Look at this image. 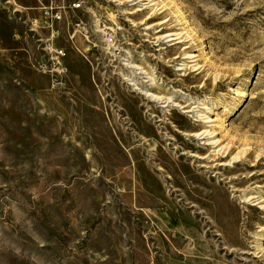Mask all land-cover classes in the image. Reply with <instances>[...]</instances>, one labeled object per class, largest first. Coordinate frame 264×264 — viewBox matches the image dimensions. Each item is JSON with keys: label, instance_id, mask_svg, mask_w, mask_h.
Returning <instances> with one entry per match:
<instances>
[{"label": "rangeland", "instance_id": "374dc122", "mask_svg": "<svg viewBox=\"0 0 264 264\" xmlns=\"http://www.w3.org/2000/svg\"><path fill=\"white\" fill-rule=\"evenodd\" d=\"M0 264H264V0H0Z\"/></svg>", "mask_w": 264, "mask_h": 264}, {"label": "bare ground", "instance_id": "6f19581e", "mask_svg": "<svg viewBox=\"0 0 264 264\" xmlns=\"http://www.w3.org/2000/svg\"><path fill=\"white\" fill-rule=\"evenodd\" d=\"M127 1H134V0H127ZM149 1H151V0H149ZM132 4H135V3H132ZM155 5V3H150L146 8H150V7H152V6H154ZM139 11V10H138ZM154 12H156V11H154ZM129 13H131V12H129ZM163 22V21H162ZM172 35H174V36H176L175 38H172V39H175V42L174 43H181V42H183L181 39H180V37L178 36L179 34H175V33H171V34H166V35H164V36H160V37H158V39L160 38V39H164V38H166V37H171ZM170 41H172V40H170ZM185 48H187V47H185ZM196 55L195 54H192V53H186L185 55H184V59H187V58H193V57H195ZM129 67H132V68H134L135 70H139L140 72H142L143 70H142V68H140L139 66H136V65H132V64H129ZM190 67H192L191 69H193L192 71H196V70H198V68H193L194 67V65H191ZM179 69V68H178ZM149 78V80L150 81H153V78L151 77V76H149L148 77ZM148 96H150L151 97V99H153V100H160V99H162L163 97H161V96H155L154 94H150V93H148ZM167 99H169V98H167ZM205 105V104H204ZM204 108H206V106H204ZM203 108V109H204ZM201 121H202V123H208V122H210V119H209V117L208 116H205V114L204 115H201ZM212 122V121H211ZM214 133V131H210V130H208V129H205L204 128V130L203 131H201V132H199L198 134H196V136H200V137H203V138H205V140L207 141V144H209V145H211L212 147H215L217 150H214V154H213V156H212V158L213 157H216V159H218V158H220V157H224V151H225V148L226 147H224V146H221L220 145V147H219V145H218V143H217V140H214L213 139V137H212V134ZM195 135V134H194ZM219 147V148H218ZM238 157H240L239 155H236L235 154V156H233L231 159H233L234 160V162H236V160H237V158ZM211 160V159H210ZM212 161H213V159H212ZM222 161V160H221ZM231 162V161H230ZM220 165L222 164V165H225V161H222V162H220L219 163ZM205 166V165H204ZM216 166V165H215ZM203 167V166H202ZM211 169V168H210ZM210 169H209V171H210ZM221 175V174H220ZM199 180H200V183L201 184H204L203 183V180L200 178V176L198 177V180H197V183L199 182ZM206 187V186H205ZM208 187H209V185H208ZM208 189H210V188H208ZM246 199V198H245Z\"/></svg>", "mask_w": 264, "mask_h": 264}, {"label": "built area", "instance_id": "2783aa9c", "mask_svg": "<svg viewBox=\"0 0 264 264\" xmlns=\"http://www.w3.org/2000/svg\"><path fill=\"white\" fill-rule=\"evenodd\" d=\"M51 5V4H50ZM49 5V6H50ZM73 7L74 8H79L80 7V4H75V5H73ZM46 15H50V16H52V18L54 19V20H60L61 18H62V14L60 13V12H51V11H49V10H47L46 12ZM33 24V27L35 28L36 26H37V23L36 22H34V23H32ZM105 40L106 41H108V43L110 44L111 42H112V40H113V37H112V35H110V33L109 32H106L105 33ZM55 49L51 46V47H49L48 48V53L50 54V56H51V54H52V56H54V58H56V60H57V67L56 68H60L59 66H60V61H59V57L61 56V55H63V52L61 51V50H56V53H55V51H54ZM54 53H55V55H54Z\"/></svg>", "mask_w": 264, "mask_h": 264}]
</instances>
